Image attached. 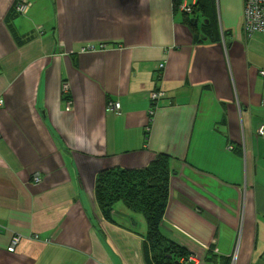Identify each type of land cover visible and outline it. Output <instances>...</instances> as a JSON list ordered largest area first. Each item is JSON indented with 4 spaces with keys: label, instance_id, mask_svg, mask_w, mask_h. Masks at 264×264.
<instances>
[{
    "label": "crops",
    "instance_id": "0c3cea01",
    "mask_svg": "<svg viewBox=\"0 0 264 264\" xmlns=\"http://www.w3.org/2000/svg\"><path fill=\"white\" fill-rule=\"evenodd\" d=\"M182 1L0 0V264H146L144 218L106 221L94 184L160 154L167 237L201 264H264V36L243 0H214L216 30Z\"/></svg>",
    "mask_w": 264,
    "mask_h": 264
},
{
    "label": "trees",
    "instance_id": "16d2710c",
    "mask_svg": "<svg viewBox=\"0 0 264 264\" xmlns=\"http://www.w3.org/2000/svg\"><path fill=\"white\" fill-rule=\"evenodd\" d=\"M176 5L178 7L179 3ZM200 11L208 16V27L213 26L216 30L214 0H197L191 15ZM170 177V158L160 154L145 169L113 168L101 171L95 179V200L106 221H112L111 213L117 204H123L130 212L144 218L147 226L143 246L146 264H179L190 255L162 230ZM222 264H231V260H222Z\"/></svg>",
    "mask_w": 264,
    "mask_h": 264
},
{
    "label": "built area",
    "instance_id": "2783aa9c",
    "mask_svg": "<svg viewBox=\"0 0 264 264\" xmlns=\"http://www.w3.org/2000/svg\"><path fill=\"white\" fill-rule=\"evenodd\" d=\"M197 0H183L179 5L178 10L186 15H191L193 8L195 7ZM30 4L26 1L20 2L16 5L15 10L19 14H26ZM243 31L247 38H251L254 35L264 36V0H243ZM94 48L83 49L82 51H93ZM165 65L159 64L157 67V78L160 79L161 73L164 70ZM261 76H264V71L260 72ZM63 93L69 92V85H63ZM165 93L161 90L153 91L149 94L150 110L149 116L152 117L159 106V102L165 98ZM3 105V101H0V106ZM71 103H68L67 109H70ZM262 105L264 106V99L262 100ZM107 113H118L120 111V105L118 102H110L106 106ZM257 135L264 138V126H261ZM231 149V148H229ZM33 181L39 183V177H34ZM37 236H33V240H37ZM22 238L20 236H14L11 240L10 246L7 251L9 253H14L16 248L19 246ZM207 251L209 248H203ZM201 259L196 254H190L188 258L182 259L179 264H201Z\"/></svg>",
    "mask_w": 264,
    "mask_h": 264
},
{
    "label": "rangeland",
    "instance_id": "374dc122",
    "mask_svg": "<svg viewBox=\"0 0 264 264\" xmlns=\"http://www.w3.org/2000/svg\"><path fill=\"white\" fill-rule=\"evenodd\" d=\"M33 182H34V181H33ZM238 247H239V239L236 240V249H238Z\"/></svg>",
    "mask_w": 264,
    "mask_h": 264
}]
</instances>
